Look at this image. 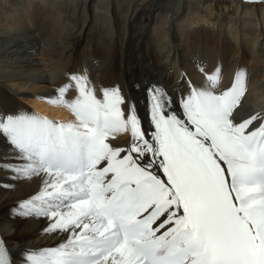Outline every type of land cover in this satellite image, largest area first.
I'll return each instance as SVG.
<instances>
[{
	"label": "snow or ice",
	"instance_id": "snow-or-ice-1",
	"mask_svg": "<svg viewBox=\"0 0 264 264\" xmlns=\"http://www.w3.org/2000/svg\"><path fill=\"white\" fill-rule=\"evenodd\" d=\"M206 81L179 99L148 88L150 129L119 87L97 97L86 74L50 98L73 121L0 116L14 153L0 171L43 178L20 214L66 234L24 264H264V113L240 117L245 71ZM0 264H14L2 238Z\"/></svg>",
	"mask_w": 264,
	"mask_h": 264
},
{
	"label": "bare ground",
	"instance_id": "bare-ground-1",
	"mask_svg": "<svg viewBox=\"0 0 264 264\" xmlns=\"http://www.w3.org/2000/svg\"><path fill=\"white\" fill-rule=\"evenodd\" d=\"M21 1L0 0V116L73 121L70 110L50 98L69 74H86L97 97L119 87L127 106L135 107L150 129L145 86L159 85L179 99L189 82L206 86V76L216 68L221 88L230 85L234 72L247 76L250 68L255 82L242 98L240 117L264 113V51L250 48L252 41L264 47V0ZM230 50L234 54L227 62ZM205 53L211 56L201 73L188 69L191 58L200 62ZM127 140L117 134L111 142L123 146ZM13 155L0 135V159ZM42 187L41 176L0 171V233L15 264H24L28 251L56 247L66 238L46 231L47 219L20 214L19 204Z\"/></svg>",
	"mask_w": 264,
	"mask_h": 264
},
{
	"label": "rangeland",
	"instance_id": "rangeland-1",
	"mask_svg": "<svg viewBox=\"0 0 264 264\" xmlns=\"http://www.w3.org/2000/svg\"><path fill=\"white\" fill-rule=\"evenodd\" d=\"M26 1L27 0H22L21 2L23 3V4H25L26 3ZM30 1H32V0H30ZM8 4V3H7ZM22 4V5H23ZM22 8H24V7H22L21 6V8L19 9V10H21ZM54 9H55V7H54ZM54 9H52V10H54ZM259 30V29H258ZM261 43L259 42V41H252L251 42V46H250V48L252 47L254 50H257V48L258 47H260L261 48V51H264V47L262 46V45H260ZM253 49H252V51H253ZM263 49V50H262ZM250 51V50H249ZM233 54H234V51H232V50H230L229 51V55H228V58H227V62L229 61H231V59H232V57H233ZM205 56V57H204ZM211 55H209L208 53L206 54H204L202 57H201V63L200 62H195V60L193 59V58H191L192 60L191 61H193L192 63L191 62H189L190 64H189V68L186 66V67H182V70H185L186 68H188V69H190V70H192V71H197V70H199V72L198 73H201L205 68H206V62H208V58L210 57ZM231 57V58H230ZM261 57H262V61L264 62V54H261ZM261 61V62H262ZM197 63V64H196ZM263 65H264V63H263ZM191 66V67H190ZM172 68V67H171ZM250 70V68H248V75L246 76V86H248V88L246 87V89H248V91L250 90H252L253 89V87H251L252 85H254V82H255V78L253 79V77H252V74H253V71H249ZM183 73H186V71H184ZM251 81L253 82V84L251 83ZM252 84V85H251ZM260 84V83H259ZM249 91V92H250ZM250 93H252V92H250Z\"/></svg>",
	"mask_w": 264,
	"mask_h": 264
}]
</instances>
